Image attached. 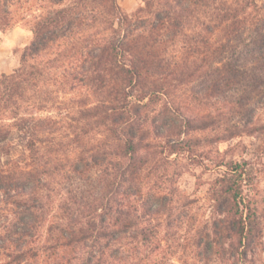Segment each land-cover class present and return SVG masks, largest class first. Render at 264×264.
<instances>
[{"label":"trees","instance_id":"1","mask_svg":"<svg viewBox=\"0 0 264 264\" xmlns=\"http://www.w3.org/2000/svg\"><path fill=\"white\" fill-rule=\"evenodd\" d=\"M65 2L52 1L53 12L35 24L19 66L0 75V264H122L119 241L126 221L133 224L123 218L120 199L136 195L133 182L156 148L141 129L143 97L213 73L227 86L246 77L251 86L264 82V4L258 0H199L204 21L178 48L179 22L190 19L181 3L178 10L163 3L166 25L155 16L132 22L115 0ZM8 3L0 0V30L10 28ZM86 3L104 5L105 19L96 27L107 36L73 39L83 25L77 11ZM75 91L84 97L63 115V126L39 115L56 104L52 93ZM186 120L175 103L160 121L151 120L155 131L169 128L155 138L167 134L171 153H182L174 138L184 134ZM225 167V194L241 202L244 170ZM238 226L243 237L241 218Z\"/></svg>","mask_w":264,"mask_h":264},{"label":"rangeland","instance_id":"2","mask_svg":"<svg viewBox=\"0 0 264 264\" xmlns=\"http://www.w3.org/2000/svg\"><path fill=\"white\" fill-rule=\"evenodd\" d=\"M52 1L9 0L10 28L0 30V67L7 71L0 75L10 74L19 66L21 51L32 42L35 24L53 12ZM74 1L66 0L63 5ZM150 1L146 6L142 0H115L122 15L132 22L151 21L155 16L163 18L166 25L169 14L163 10V3L176 10V3L187 6L190 19L179 22L173 41L176 48L190 29L199 31L204 21L199 0ZM258 2L264 4V0ZM77 13L83 25L74 40L98 32L108 35L102 26L96 27L106 16L103 4L86 3ZM91 15L95 16V28H91ZM217 77L214 73L195 77L175 89L167 86L155 98L143 97L147 107L141 113V129L156 148L145 157L133 182L136 195L120 199L123 218L133 224L130 227L126 221L119 241L122 264H264V82L251 86L246 77L227 86L217 83ZM83 97L76 91L52 93L50 98L56 104H49L54 106L39 115H49L63 126V115ZM229 98L236 99V104L222 103ZM170 103L179 105L187 118L184 134L174 138L181 143V154L171 153L165 145L167 134L155 138L169 128L159 126L155 131L151 124L154 118L160 121ZM140 154L146 152L141 150ZM227 165L244 170L241 202H233L225 194L223 171ZM240 218L245 222L243 237L238 232Z\"/></svg>","mask_w":264,"mask_h":264},{"label":"crops","instance_id":"3","mask_svg":"<svg viewBox=\"0 0 264 264\" xmlns=\"http://www.w3.org/2000/svg\"><path fill=\"white\" fill-rule=\"evenodd\" d=\"M7 71L4 67H0V72Z\"/></svg>","mask_w":264,"mask_h":264}]
</instances>
